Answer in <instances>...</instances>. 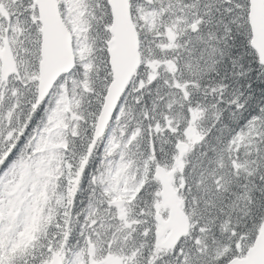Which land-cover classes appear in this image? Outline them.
<instances>
[{
    "label": "snow or ice",
    "instance_id": "1",
    "mask_svg": "<svg viewBox=\"0 0 264 264\" xmlns=\"http://www.w3.org/2000/svg\"><path fill=\"white\" fill-rule=\"evenodd\" d=\"M0 264H264V0H0Z\"/></svg>",
    "mask_w": 264,
    "mask_h": 264
}]
</instances>
